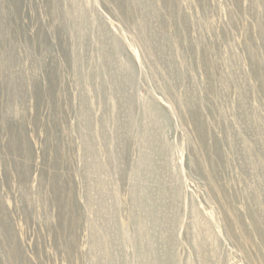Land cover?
Returning a JSON list of instances; mask_svg holds the SVG:
<instances>
[{"label":"rangeland","instance_id":"374dc122","mask_svg":"<svg viewBox=\"0 0 264 264\" xmlns=\"http://www.w3.org/2000/svg\"><path fill=\"white\" fill-rule=\"evenodd\" d=\"M0 264H264V0H0Z\"/></svg>","mask_w":264,"mask_h":264},{"label":"bare ground","instance_id":"6f19581e","mask_svg":"<svg viewBox=\"0 0 264 264\" xmlns=\"http://www.w3.org/2000/svg\"><path fill=\"white\" fill-rule=\"evenodd\" d=\"M255 127V126H254ZM251 162V161H250ZM145 229V228H144Z\"/></svg>","mask_w":264,"mask_h":264}]
</instances>
